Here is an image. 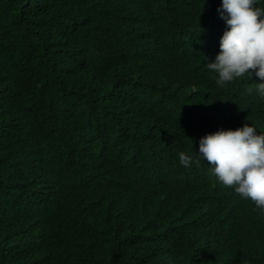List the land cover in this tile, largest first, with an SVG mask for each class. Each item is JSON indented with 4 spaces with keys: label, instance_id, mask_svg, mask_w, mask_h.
I'll return each mask as SVG.
<instances>
[{
    "label": "clouds",
    "instance_id": "clouds-1",
    "mask_svg": "<svg viewBox=\"0 0 264 264\" xmlns=\"http://www.w3.org/2000/svg\"><path fill=\"white\" fill-rule=\"evenodd\" d=\"M212 6L218 18L164 20L159 7L82 27L79 61L112 77L99 105L138 107L118 137L89 124L92 159L112 163L158 264H264V0Z\"/></svg>",
    "mask_w": 264,
    "mask_h": 264
},
{
    "label": "trees",
    "instance_id": "trees-1",
    "mask_svg": "<svg viewBox=\"0 0 264 264\" xmlns=\"http://www.w3.org/2000/svg\"><path fill=\"white\" fill-rule=\"evenodd\" d=\"M216 1L0 0V264H158L112 163L92 159L89 124L118 137L138 107L115 117L116 97L99 105L112 77L79 61L82 27L159 7L164 20L217 17ZM85 178L99 190L81 189Z\"/></svg>",
    "mask_w": 264,
    "mask_h": 264
}]
</instances>
